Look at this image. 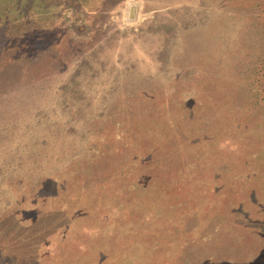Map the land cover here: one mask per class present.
I'll list each match as a JSON object with an SVG mask.
<instances>
[{
  "label": "rangeland",
  "instance_id": "obj_1",
  "mask_svg": "<svg viewBox=\"0 0 264 264\" xmlns=\"http://www.w3.org/2000/svg\"><path fill=\"white\" fill-rule=\"evenodd\" d=\"M37 1L0 0V264H264V0Z\"/></svg>",
  "mask_w": 264,
  "mask_h": 264
},
{
  "label": "trees",
  "instance_id": "obj_2",
  "mask_svg": "<svg viewBox=\"0 0 264 264\" xmlns=\"http://www.w3.org/2000/svg\"><path fill=\"white\" fill-rule=\"evenodd\" d=\"M80 2H81V0H61V3L63 5V8L65 9V11H68L69 9H73V11L75 12L74 13L73 11L70 10L72 12V17H71V19L69 21H72L74 23H77L78 25H80V22H81L82 17L83 16L85 17L84 10L82 9L81 6H79L80 5L79 4ZM37 3H40V4L45 3V4H47V0H38ZM49 3H50V0H49ZM77 12H80L82 16L80 14H77ZM131 159H132V156H131ZM129 165H130L129 167L133 166L131 163ZM72 212H73V210H72Z\"/></svg>",
  "mask_w": 264,
  "mask_h": 264
}]
</instances>
